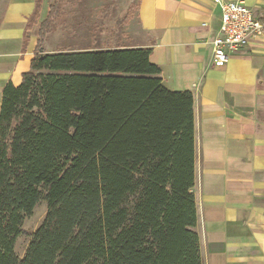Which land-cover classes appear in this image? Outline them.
Listing matches in <instances>:
<instances>
[{"label":"trees","instance_id":"trees-1","mask_svg":"<svg viewBox=\"0 0 264 264\" xmlns=\"http://www.w3.org/2000/svg\"><path fill=\"white\" fill-rule=\"evenodd\" d=\"M63 3L49 4L28 70L2 90L0 264H202L192 94L161 84L150 48L45 50Z\"/></svg>","mask_w":264,"mask_h":264},{"label":"crops","instance_id":"crops-1","mask_svg":"<svg viewBox=\"0 0 264 264\" xmlns=\"http://www.w3.org/2000/svg\"><path fill=\"white\" fill-rule=\"evenodd\" d=\"M227 1V0H223ZM264 19V0H247ZM36 0H0V104L34 55L39 15L24 44ZM136 42L159 67L161 84L192 94L196 226L202 264H264V42L212 63L221 7L212 0H137Z\"/></svg>","mask_w":264,"mask_h":264},{"label":"rangeland","instance_id":"rangeland-1","mask_svg":"<svg viewBox=\"0 0 264 264\" xmlns=\"http://www.w3.org/2000/svg\"><path fill=\"white\" fill-rule=\"evenodd\" d=\"M136 8L137 0H64L57 26L46 35L43 47L65 51L130 45L138 37ZM45 213L46 204L40 201L24 219L23 233L14 245L18 255H23L28 234L41 224Z\"/></svg>","mask_w":264,"mask_h":264},{"label":"built area","instance_id":"built-area-1","mask_svg":"<svg viewBox=\"0 0 264 264\" xmlns=\"http://www.w3.org/2000/svg\"><path fill=\"white\" fill-rule=\"evenodd\" d=\"M221 7V25L212 40V63L224 66L231 54L247 48L252 42H264V19L257 18L247 0H212Z\"/></svg>","mask_w":264,"mask_h":264}]
</instances>
